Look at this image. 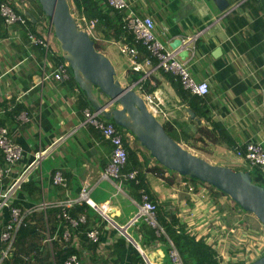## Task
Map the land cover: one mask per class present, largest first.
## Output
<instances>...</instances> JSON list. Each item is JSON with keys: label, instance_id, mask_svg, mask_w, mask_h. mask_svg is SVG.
<instances>
[{"label": "crops", "instance_id": "0c3cea01", "mask_svg": "<svg viewBox=\"0 0 264 264\" xmlns=\"http://www.w3.org/2000/svg\"><path fill=\"white\" fill-rule=\"evenodd\" d=\"M9 1L27 14L33 25L16 24L9 29L0 25V125L22 149L21 161L0 186V192L22 174L39 149L46 151L38 171L40 191L30 194V184L27 191L18 188L10 196V205L28 215L43 202L52 208L70 201L69 213L74 217L83 214L85 223L78 229L70 227L66 240L56 230L53 237L56 245H71L79 253V264H131L139 255L145 263L148 259L149 264H170L165 250L172 241L163 228L165 243L147 242L141 230L146 224L136 219L141 191L156 205L160 224L172 231L181 229L211 246L218 261L235 263L240 245H264V228L257 220L237 210L227 197L211 196L202 185H197L195 192L178 174L161 171L131 133L126 134L125 170L138 171L140 184L119 185L102 178L112 145L87 122L83 112L88 110V101L78 85L44 80L56 68L53 58L27 40V32L47 38V21L34 0H26V6L22 0ZM126 1L137 16L153 20L156 37L168 48L174 39L182 40V48L188 51L183 62L191 76L209 86L205 97L195 98L187 91L180 97L170 76L155 69L151 61V67H144L149 73L145 83L150 81L152 93L162 100L160 108L165 117L159 116L158 121L171 124L179 144L208 163L226 166L234 158L238 166L243 165L235 158L232 145L251 141L264 147V0H229L223 10L215 0ZM92 37L103 41L95 27ZM49 42L52 57L61 55L52 37ZM109 44L99 51L112 62L116 77L130 84L128 59L118 55L117 41ZM144 58L139 54V63ZM188 111L194 114L193 119ZM23 113L27 121L20 120ZM213 123H219L221 131H216ZM147 155L150 160L145 164ZM57 171L66 180V187L53 184ZM36 172L31 169L29 178ZM83 186L90 187L93 206L76 202ZM8 220V209H0V229ZM118 227H126L128 236ZM90 231L97 233L95 242L86 236ZM141 242L149 246L143 249ZM119 245L126 246L118 250L115 246ZM245 251L241 260H255Z\"/></svg>", "mask_w": 264, "mask_h": 264}, {"label": "built area", "instance_id": "2783aa9c", "mask_svg": "<svg viewBox=\"0 0 264 264\" xmlns=\"http://www.w3.org/2000/svg\"><path fill=\"white\" fill-rule=\"evenodd\" d=\"M104 1L111 9L124 13L122 18L123 30L133 37L134 43L142 45L147 52V55L145 56L146 58H144L142 63H139V53L136 47L132 45L130 46L125 42H118V51L128 59L130 65L129 68L135 72L142 73V77L137 82L131 83L130 85L137 89L138 94L142 97L144 104L150 113L157 118L159 116L165 117V113H163L160 108L162 100L159 95L157 93H146L143 89V83L149 76V73L144 67H151V61L155 62V66H153L155 69L172 76L173 79L180 84L182 89L189 92L191 95L205 97L208 94V84L205 81H195L191 76L188 67L179 59L175 51L169 49L164 43L158 40L154 33V22L150 17L137 16L131 10L126 0ZM22 2L23 5L26 6L27 1L22 0ZM16 7L18 6H14L9 0H5V2L0 4V17L2 18L3 25L6 29H9L14 24L26 25L27 23L28 18L25 13L18 11ZM79 21L83 23V26L80 24L81 29L87 31L90 35H93V29L97 24V20L95 19L88 22L84 17H81ZM47 27V38H40L31 32H27L28 42L43 47L46 52L50 49L49 38H51L52 29L51 25H48ZM67 67L68 64L66 62L57 65L51 75L44 76V80L52 78L59 82L67 81L69 79ZM149 83L151 85L150 81ZM83 113L87 122L100 132L104 140L112 145V151L102 178L117 181L119 185L126 182L137 184L139 181L138 171H125V166L128 160V151L126 148V134L128 133L117 128L112 122L102 118L98 112L85 110ZM20 120L27 121L25 113L20 116ZM232 151L236 159L242 160L251 167H259L261 170H264V148L261 142L250 141L244 144L237 143L234 145ZM45 154L46 151L39 149L34 154L33 161L27 166L22 174L12 183L10 182V185L7 188H3L0 192V209L7 208L9 211V220L0 232V241L6 243V249L2 251V257L7 256L16 232L24 224V219L27 215V213L23 212L19 207L10 205V196L16 189L20 188L22 183L29 180L31 169L36 170L37 172L39 171L41 160ZM21 158V147L14 142L8 130L0 125V161H3V164L0 163V186H3L5 182L10 179L14 166L21 161ZM52 182L55 185L66 187V180L59 171L54 173ZM89 188L90 187L88 186L82 187L79 197L76 200L77 203L81 204L85 202L93 206V203L89 199ZM55 206L62 208V214L61 216H58V221H60V223L62 222L68 227L75 228L79 223L85 221L83 215H80L77 219H73L68 215L67 208L71 206L70 201ZM39 209L45 212L48 209V206L43 202L39 205ZM156 212V205L149 199L144 191H141L140 204L138 205L136 219L141 218L150 227L157 229L158 220ZM160 232H162L161 229ZM68 237V230H65L62 234V238L66 240ZM87 237L95 242L97 240V233L95 231H90L87 233ZM53 240L54 237L46 231L45 242L51 245ZM168 259L170 264H184L178 250L171 242L168 250ZM64 264H78V261L75 256H70L65 260Z\"/></svg>", "mask_w": 264, "mask_h": 264}, {"label": "water", "instance_id": "95a60500", "mask_svg": "<svg viewBox=\"0 0 264 264\" xmlns=\"http://www.w3.org/2000/svg\"><path fill=\"white\" fill-rule=\"evenodd\" d=\"M37 1L53 29L64 61L94 111L131 133L160 166L223 192L233 203L251 213L264 228V188L252 183L248 173L210 164L174 141L148 111L132 85L124 86L118 81L112 62L95 48L90 34L81 29L68 0ZM228 1L215 0L219 10L225 9ZM168 45L180 60L188 56L180 38ZM95 90L105 95L109 102L102 103ZM188 113L193 119L194 114ZM118 228L128 236L126 227ZM146 264H149L148 259ZM249 264H264V256Z\"/></svg>", "mask_w": 264, "mask_h": 264}, {"label": "trees", "instance_id": "16d2710c", "mask_svg": "<svg viewBox=\"0 0 264 264\" xmlns=\"http://www.w3.org/2000/svg\"><path fill=\"white\" fill-rule=\"evenodd\" d=\"M3 2H5V0H0V4ZM68 2L72 13H74L75 10V12L78 13V16L80 18L84 17L85 20L88 22L95 19L97 20L95 31L97 34L100 35L101 39L103 40L102 42L109 43L112 40L117 42H125L128 43L130 46L131 45L135 46L136 49L138 50V53L141 56L147 55L145 48L138 43H134L133 37L127 34L123 30L122 18L124 16V13H120L116 10L111 9L104 0H68ZM34 4L36 5L40 13V16L44 17L45 21H47V18L44 16L37 0H34ZM1 24L3 25V21L2 18L0 17V25ZM32 25H33L32 21L28 19L26 26L29 27ZM33 34L36 35V33L34 32ZM92 39L94 41L95 48L98 50L96 40L93 37ZM52 54L49 51L47 52V56L50 57L51 59L53 58L55 66L65 62L61 55H59L58 57H52L55 56ZM67 71L69 74V79L67 81H70L71 83L77 85L69 67H67ZM127 75L129 78L128 82L130 84L137 82L142 77L141 72H135L130 69L127 71ZM170 80L176 93L180 97L184 96L183 94L186 91L182 89L180 84L177 81H175L172 76H170ZM143 89L146 90V93H152V91L154 90V88L150 85L149 82L143 83ZM95 91H97L99 95H103L99 90H95ZM191 96L195 98H199L196 95H191ZM100 101L102 102L101 99ZM86 108L91 112L94 111V109L90 107L88 102H86ZM191 110L196 113L194 108L191 107ZM204 116L205 118H208L207 114H204ZM111 122L113 123V120H111ZM213 124H214L213 126L216 128V131H221V125L219 123H213ZM162 126L165 132L174 141L180 143V138L176 135L171 124L166 123L163 124ZM119 129L122 130L121 128ZM185 138L188 139L190 138V136H185ZM226 144L229 146L228 141ZM234 145H232L231 147L232 150ZM149 160L150 157L148 159V155H147L146 159H144V163L147 164ZM246 165L248 166V169L245 168L242 169L241 171L249 174L252 183L264 188V170H261L259 167H251L249 164ZM160 168L161 171L162 170L168 171L163 167ZM168 172L172 174L175 173L173 171H168ZM36 173L33 175V177L29 178L28 181L21 184L20 190L27 191V184H30L32 185L31 189H28V192L30 194L40 191L39 175L38 172ZM181 177L183 181L186 182L190 187H192V189L195 192H197V185L200 186L203 185V183L198 182L195 179H191L189 177H184V176ZM138 178H139V173H138ZM139 184H140V178L138 183L135 185H139ZM208 188H209L208 191L211 196H216V197L225 196L227 197V199H229V197L223 192L210 186H208ZM234 207L242 213H248L243 209H241L239 205H237L236 203H234ZM61 209L62 208L59 206L48 208L45 212H43L40 209H37L34 212L26 215L24 219V224L16 232L14 241L11 244V248L6 257H2V251L6 249V243L0 241V264H64L65 260L70 256H75L79 264V253L71 245H61V246L56 245L55 240L52 241L51 245L45 242L46 231H48L50 235L53 236L56 230L58 236L62 238V234L64 233V231L70 228L66 226L65 223L62 222L60 223V221H58V216L59 215L61 216L62 214ZM67 212L68 215L73 219H77L80 215H83V214H79L77 217H74V215L69 213L68 208H67ZM156 214L158 220V211L156 212ZM157 222H158L157 229L150 227L146 222H145L146 225L144 224L142 225L141 230L143 231V235L146 238L147 242H154L157 240L159 242L165 243L166 240L164 239L162 232H160V229L162 230L163 228L166 236L170 238L174 247L178 250L184 264H220L217 259V252L211 246L196 241L194 237L188 236L181 229L172 231L167 226L160 224L159 221ZM84 223L85 221L83 223H79L75 228L78 229L79 226ZM168 224L170 225L171 223ZM172 225H174V223ZM1 230L2 229H0V232ZM141 243L143 249L149 246L146 245L145 242H141ZM124 246L126 245H119L115 247H117V249L120 250L121 248H124ZM168 250H169V246H168ZM168 250H165L167 252V256H168ZM261 256H264V253H262ZM131 264H146V263L143 260V258L139 255L137 256V258L132 260Z\"/></svg>", "mask_w": 264, "mask_h": 264}, {"label": "rangeland", "instance_id": "374dc122", "mask_svg": "<svg viewBox=\"0 0 264 264\" xmlns=\"http://www.w3.org/2000/svg\"><path fill=\"white\" fill-rule=\"evenodd\" d=\"M77 12H75V10H74V13H73V15L75 16V18L77 19V14H76ZM43 18V20H45L44 19V17H42ZM77 21H78V23L79 24H82V26H83V23L81 22V21H79L78 19H77ZM47 26L48 25H50V23L48 22V19H47V24H46ZM51 37L53 38V42H55V44H56V46L58 47V48H56V50L57 51H59L60 52V46H59V43L57 42V40H56V38L54 37V35H53V29H51ZM96 44H97V48H98V50H105V49H103V48H105L106 46H109V45H111V44H109V43H104V42H101V41H97L96 40ZM50 46H52L51 45V43H50ZM117 50H118V48H117ZM118 52V55L120 54L119 53V51H117ZM121 56H123L122 54H120ZM120 56V57H121ZM119 79H118V78ZM116 78L118 79V81H120L121 82V84H123L124 86H128V85H130V84H127V82H125V79L124 78H122L121 76H117ZM137 92V91H136ZM101 100H102V102L104 103V104H107L108 102H109V99L107 98V97H105L104 95H101ZM157 120H159V119H157ZM137 144H139V142L137 141ZM143 149H144V151H146V153L147 154H149L148 152H147V150L144 148V147H142ZM191 153H194L193 151H191ZM195 154V153H194ZM211 164V163H210ZM213 165H218V163H212ZM239 164H238V162L237 161H235V159L233 158V159H231L230 161H229V165H226V167H229V168H232V169H234V170H236V169H239L240 171L242 170V169H248V166L246 165V164H243V165H241V166H238ZM222 166V165H221ZM224 166V165H223ZM159 167H162V166H160L159 165ZM239 170H236V171H239ZM175 174H177V173H175ZM182 178V177H181ZM202 186H204V187H206L207 188V190L209 189L208 188V186L207 185H205V184H203ZM247 214H249V215H251L255 220H256V218L251 214V213H247ZM263 227V226H262ZM246 245H240V247H241V249H239L238 251H237V254H238V256H237V260H236V262L234 263V262H229V260L228 261H225L224 262V260L223 259H221L220 258V260H219V263L220 264H249V263H251V262H253V261H250V262H245V260H241L240 259V257H243L244 256V254H245V250H247V253L250 255L249 256V258H253V259H258L259 258V256L260 255H262V252L264 251V245H254V248L253 247H251V248H249L250 246H248V247H245ZM252 249V250H251ZM236 252V251H235ZM235 252H233V251H231V254H233V253H235ZM249 261V260H248Z\"/></svg>", "mask_w": 264, "mask_h": 264}, {"label": "clouds", "instance_id": "9594fccd", "mask_svg": "<svg viewBox=\"0 0 264 264\" xmlns=\"http://www.w3.org/2000/svg\"><path fill=\"white\" fill-rule=\"evenodd\" d=\"M26 15V17L29 19V16L27 15V14H25ZM78 19V18H77ZM30 20V19H29ZM79 20V19H78ZM14 25H16V24H14ZM4 26V25H3ZM13 26V25H12ZM11 26V27H12ZM22 26H26V25H22ZM5 28V27H4ZM47 31H48V29H47ZM52 36V35H51ZM91 37H92V35H90ZM49 51V50H48ZM47 51V52H48ZM138 51V50H137ZM66 62V61H65ZM67 63V62H66ZM133 89H135V88H133ZM135 91V90H134ZM149 111V110H148ZM95 112V111H94ZM157 118V117H156ZM108 121H110V120H108ZM111 122V121H110ZM115 125V124H114ZM116 126V125H115ZM117 127V126H116ZM122 130H124V129H122ZM124 131H126V130H124ZM127 133H129L128 131H126ZM245 164V163H244Z\"/></svg>", "mask_w": 264, "mask_h": 264}]
</instances>
